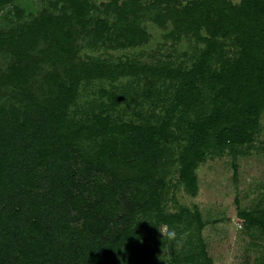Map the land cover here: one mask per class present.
I'll list each match as a JSON object with an SVG mask.
<instances>
[{"label": "rangeland", "instance_id": "1", "mask_svg": "<svg viewBox=\"0 0 264 264\" xmlns=\"http://www.w3.org/2000/svg\"><path fill=\"white\" fill-rule=\"evenodd\" d=\"M62 3L0 0V35L22 36L36 21L59 19ZM91 3L93 17L108 24L103 38L78 24L66 48L58 34L32 50L23 40L0 45V125L31 123L40 109L52 116L47 154L67 153L68 169L76 173L69 186L72 218L82 219V209L100 200L104 187L107 211L118 207L121 215L130 204L141 207L135 220L142 236L120 246L118 264H264V102L249 143L222 145L213 133L223 120L209 119L220 112L222 86L210 88L207 69L235 61L239 47L217 37L203 57L210 45L186 32L191 18L185 19L188 7L202 0ZM69 62L83 63L84 71L100 63L109 69L106 76L74 79ZM18 67L24 72H14ZM190 74L201 80L183 90ZM153 133L163 139L152 146ZM138 152L145 156L137 163ZM51 161L43 160L38 171ZM40 177L27 183H53V176ZM165 217L175 218L168 224ZM149 223L154 227L147 231ZM71 227L83 230V223ZM168 230L174 239L164 240L161 231Z\"/></svg>", "mask_w": 264, "mask_h": 264}, {"label": "trees", "instance_id": "2", "mask_svg": "<svg viewBox=\"0 0 264 264\" xmlns=\"http://www.w3.org/2000/svg\"><path fill=\"white\" fill-rule=\"evenodd\" d=\"M62 1L63 12L59 19H53L58 20L54 27L51 24L53 20L48 19L47 22L42 19L36 21V25H31L22 36H16L14 32L5 36L1 34L0 45H20V40H23L32 50L41 39H50L53 34H58V40H64L63 48H66L73 41L78 24L82 32L88 31L95 37L103 38L104 32L109 31L107 23L93 17L91 0ZM185 15V19L191 18L186 32H193L197 40L210 45L204 58L212 53L210 51L217 37L224 39V44L234 43L239 47L235 61L222 62L219 70L207 69L211 72L210 88L216 84L222 86L220 112L209 119L216 123L223 120L219 131L213 133V137L222 145L251 142L250 131L258 125L257 119L264 102V0H241L239 4L232 0H202L201 6L188 7ZM221 54L218 53L219 56ZM68 64L74 79L88 78L92 72L106 76L105 71L109 69L106 64L100 63L93 71H84L81 62ZM21 71L24 72L18 67L14 72L20 74ZM20 76L25 78L24 75ZM187 78L183 90L197 87L201 80L195 74ZM39 113V119L31 123L25 121L28 124L23 122L20 126L18 123L6 127L1 124L0 264H23L22 260L26 261L25 264H118L120 246L125 243L130 245L132 236H142L135 220L141 207L130 204L127 212L121 215L118 214V207L107 211L104 203L110 193L105 190L106 187L100 189L98 186L96 189H100V200L94 204L87 203L82 209V219L72 218L68 205L72 198L69 186L76 173L68 169L70 158L67 153L54 149L47 154L53 140L49 137V131L54 125L50 114L42 109ZM14 115L17 123L19 112ZM236 115L239 117H234ZM195 127L191 125L192 129ZM59 136L56 144L62 148L63 134ZM198 138L196 142H200ZM162 139L161 134L153 133L149 144H159ZM56 144L53 147L57 148ZM137 155L134 160L138 163L140 157L145 155L142 152ZM146 156L153 157L148 151ZM50 158L52 161L47 168L38 171L43 166L42 161ZM39 175L47 180L53 176V183H39L37 186L27 183ZM87 191L90 192V189L87 188ZM173 218L165 217L163 222L172 224ZM76 222L83 223V230L71 227ZM153 227L149 223L146 229L149 231ZM67 232L70 233L69 237H66ZM132 249H142V245Z\"/></svg>", "mask_w": 264, "mask_h": 264}, {"label": "clouds", "instance_id": "3", "mask_svg": "<svg viewBox=\"0 0 264 264\" xmlns=\"http://www.w3.org/2000/svg\"><path fill=\"white\" fill-rule=\"evenodd\" d=\"M161 232L163 233L164 240H165V238H167L168 240H172L176 236V233L173 230H168L166 233L163 231H161Z\"/></svg>", "mask_w": 264, "mask_h": 264}]
</instances>
